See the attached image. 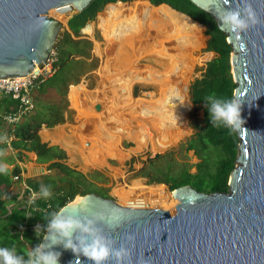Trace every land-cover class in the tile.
<instances>
[{"label":"water","instance_id":"water-1","mask_svg":"<svg viewBox=\"0 0 264 264\" xmlns=\"http://www.w3.org/2000/svg\"><path fill=\"white\" fill-rule=\"evenodd\" d=\"M91 1L0 0V79L26 75L36 64L45 62L62 41L69 19ZM119 1L125 2H110ZM191 1L210 13L218 28V14L234 8L237 2ZM251 2L264 21V0ZM52 10L70 13L66 26L51 15ZM41 17L51 27L36 28L33 21ZM223 32L232 46L231 71L237 83L235 93L244 94L245 120L236 132L238 154L229 190L208 193L183 185L170 190L177 203L167 209L131 201L123 204L113 196L79 192L61 208L80 215L104 213L107 222L100 226L117 240V247L126 241L127 234L135 235L133 264H264V23L240 39ZM45 237L46 232L41 242ZM53 250L61 253L59 264H74L76 256L71 250L62 245H54ZM80 259L82 264H90L87 258Z\"/></svg>","mask_w":264,"mask_h":264},{"label":"trees","instance_id":"trees-1","mask_svg":"<svg viewBox=\"0 0 264 264\" xmlns=\"http://www.w3.org/2000/svg\"><path fill=\"white\" fill-rule=\"evenodd\" d=\"M110 1L117 0H92L83 11L74 14L69 19L68 29L65 30L64 37L57 47L60 54L59 69L53 77L42 82V85H52L59 94L63 95L70 82L79 81L83 73L93 71L98 67L99 58L94 56L92 52L94 42L82 34V29L93 17L97 19L98 23H101L107 7L115 6L120 8L133 0H123L125 2ZM150 2L158 6L161 3H167L172 8L190 15L198 23L200 22L206 27L205 32L210 38L205 40L202 35L200 40L198 38L195 46L198 47L202 44V47H207L208 52H201L200 61L205 63V70L207 64H210L214 71L209 77L194 80L190 88V104L191 108L194 107L191 114L197 109H204V117L201 119L200 129L190 146L196 149H198V146L204 149L214 147L218 152V156L212 162L210 157L204 154L210 149L202 152L205 160L198 164L196 172H191L186 166L174 176H152L149 172H145V169L141 173L147 176L150 182L169 184L170 190L183 185H191L198 191L208 193L216 191L226 192L229 190L230 176L236 165L239 137L236 132L230 134L226 128L211 126L208 108L204 100L205 97L212 94L224 99L233 97L237 83L234 81L231 71L232 46L227 41L226 33L218 28L215 18L210 13L199 8L191 0H150ZM154 5L153 7H157ZM150 8L145 10V14L141 18L132 20L129 24L126 23L124 26L114 30L105 28L106 40L111 41L107 42L110 47L108 56H112L114 53L113 44L118 46L119 34L126 28L139 24L144 20L146 12ZM186 18L189 19L188 17ZM189 20L193 24L200 25L191 19ZM97 38H100V36L97 35ZM110 43L113 44L111 45ZM217 54L218 57L216 59ZM63 104L67 107V102ZM48 110L53 113L51 117L46 116V112L32 113L16 125L13 130L16 138L12 140L11 145L14 148L35 152L40 162L49 163V169H57L62 174L59 179L47 181L45 184L34 182L30 179L27 180V184L37 192L40 190L41 184L51 186V197L48 199L38 198L36 203L40 207L39 211L29 214L30 208L27 205L26 198L21 199L18 194H13L9 190L15 182L13 175L20 174V166L16 165L14 168L9 169L6 175L0 174V247L14 248L18 255H24L26 259V253L42 241L46 232L48 221L43 217L59 211L63 206L74 200L79 192H83L84 195L95 192L105 197L111 196L109 186H95V183L89 180L86 175L66 164L64 161L67 158V153L62 147L49 145V143L42 141L39 131L43 124L54 126L66 120L65 112L61 107H49ZM68 113V117H71L73 111L68 110ZM0 122L4 126L2 119H0ZM18 156L21 157V154L19 153ZM160 157L161 155L156 156V158ZM159 173L162 174L161 172ZM36 224H39L38 227L41 228L39 238L34 228Z\"/></svg>","mask_w":264,"mask_h":264},{"label":"rangeland","instance_id":"rangeland-1","mask_svg":"<svg viewBox=\"0 0 264 264\" xmlns=\"http://www.w3.org/2000/svg\"><path fill=\"white\" fill-rule=\"evenodd\" d=\"M150 7L153 6L149 3L148 0L129 1L120 8L115 6H109L105 10L104 19L101 21V23H98L97 19L93 17L91 21L87 24L88 27L90 26V30L86 29L85 30L86 32H82V33L84 35L90 36L94 42L92 52L94 56L99 58L98 67L93 71H87L82 74V75L87 74L85 75L86 79L88 80V87L86 90L88 91L87 92L88 95L86 99L88 98L90 99H88L87 101L84 99L86 103L82 108L80 106L81 102L78 103L79 105L73 102L74 103L73 106L75 107V109H73V116L69 117L70 125L65 127L66 131H68L71 134L67 136V140H68L67 143L70 146H72L70 150L72 154L71 163L74 165V168H76L77 171L82 172L84 175H86V177L89 180L95 183V186L96 185L109 186L110 195L123 204H126L128 199L126 197H122L121 196L122 194L121 195L119 194V190L128 192L131 189V186H133L134 182L137 180H140L143 186L162 185L165 192L171 194L169 189V184L162 182L161 183L150 182L149 178L141 173V171H143L144 169L145 172H149L152 176H165V175L174 176L176 173H178L181 169H183L186 166L190 169L191 172H196L198 169V164L205 160V157L202 155L203 154L202 152L206 151L207 149L210 150H207V152L206 153L204 152V154L205 155L207 154V157L209 156L212 162L215 161V159L218 156V152L214 147L204 149L201 146L200 147L198 146V149H196L195 147L190 146V143L193 142V138H195L196 133L200 129L201 119H203L204 117V109L203 110L197 109L194 113H192L193 115L191 114V112L194 110V107L191 108V104H190L191 103L190 88L194 80L209 77L214 71V69L210 64H207V68L205 70V63H202L200 61V57L202 54L201 52L203 53L208 52V50L206 49L207 47L206 48L204 46L202 47V44L198 47L195 46L197 44L198 38L200 40L202 35L205 40L210 38L205 32L206 27H204L203 25L198 26L188 21L193 26V34H192L193 39L182 45V50L186 52V49H189L192 55V62L190 66L191 77L189 79V82L185 86L184 89L185 94L182 95L184 101L181 104V109H183L187 120L188 132L187 134L177 139L175 142L170 143L165 148H161V149L158 148L159 150L154 146L152 147L151 144H147L140 148L139 144L137 143V141H135V139L127 136V134H123V133L121 134V132L118 131V128L114 129V127L115 128L120 127L118 123H113L112 120H107L105 122L103 121L104 119L102 117L104 114L101 113L104 109V105L102 111L99 112L101 109H98L97 105L102 106L101 105L102 103L97 101L95 98L91 96L92 92L96 91L101 86L102 83V76L100 75L101 73H99V71H102L101 68L103 64L108 58L112 57L115 54L118 47L116 44L110 43L111 45L112 44L114 45V53L112 56H108V53L110 52V47L108 46L107 42H111V41L106 40L107 36H106L105 28L108 30L109 29L114 30L115 28L124 26L126 23L129 24L131 23L132 20L141 18V16L145 14V10H147ZM149 10L146 12L145 19L142 20L139 24H143L147 21ZM55 13L56 14L58 13V15L61 14H64V16L66 15L63 22L66 26L67 19L69 18L70 13H59L57 11ZM56 14H52V15H56ZM136 25L130 26L129 28L123 30L119 34V41L121 39V35L124 32L129 31ZM97 35H99L100 38H97ZM217 57L218 54L216 55L215 58L217 59ZM146 62L147 61L145 60L144 57L137 63V65L139 66L145 65ZM118 68L120 71H125L126 69L124 65L121 63H118ZM188 85H189V89L187 90ZM151 91L158 92V96H159V89L158 86H156L155 84H150L149 82H145V81H137L133 84L132 87V93L135 99H139V98L150 99V96H146L145 93ZM62 96H63L62 94L57 93L56 101L60 100V102H62L61 101L63 99ZM50 99H52V96L50 97ZM66 102L67 101H64V103ZM118 107H117L118 110L115 108V113L124 116L125 114L127 116L130 115L129 118H131L130 119L131 124L132 123L141 124L140 122L143 120H140V118H145L144 114H142L139 111L134 112L131 109L129 110L127 107L126 108L121 106ZM81 110L82 111L87 110V111L84 114V112H82ZM122 110H124L125 112L122 113L121 112ZM90 117H92L93 120ZM100 121L103 122L104 124L107 122L105 126L106 127L108 126L107 129L109 130L111 136V138L107 137L109 142L107 141V139H103V137L100 138L101 137L99 134L100 133L99 128L101 125L99 124ZM135 124L134 126H136ZM89 127L91 129H89ZM69 128H71L73 131H70ZM117 135H119L120 137ZM152 135L154 137L157 136V134L154 131H152ZM110 143H115V144H110ZM113 145L115 148H113ZM108 148L110 149V152ZM114 153H118V155H115ZM122 155L123 157H121ZM157 155H161V157L156 158ZM159 172H161L162 174H160ZM138 193L140 192H136L134 194L132 193L128 196V198L129 199L133 198L136 196V194L138 196H142L139 195ZM176 203L177 200L173 196H170L168 201L165 203L166 205L165 204L158 206L147 205V207H151V208L159 207V208L167 209L176 205Z\"/></svg>","mask_w":264,"mask_h":264},{"label":"bare ground","instance_id":"bare-ground-1","mask_svg":"<svg viewBox=\"0 0 264 264\" xmlns=\"http://www.w3.org/2000/svg\"><path fill=\"white\" fill-rule=\"evenodd\" d=\"M55 12L56 10H52L50 13L52 15L56 14ZM53 16L64 22L66 15L57 13ZM188 21L191 22L171 6L160 4L150 8L147 21L134 26L121 35L115 54L105 61L101 68L102 71H99L102 83L96 91L92 92L91 96L102 103L99 112L102 111L104 105L101 113L104 114L103 121L112 120L113 123H118L120 127H114V129L118 128L121 134H127L135 139L140 148L147 144H151L157 149L165 148L188 132L187 120L183 109H181V104L184 101L182 95L185 94V86L191 77V51L189 49H186V52L182 50V45L193 39L192 22ZM88 29L90 30V27H87ZM144 57L147 61L145 65H137ZM118 63L124 65L125 71L119 70ZM137 81H145L158 86L159 96L158 92L151 91L145 93L146 96H150V99H135L132 87ZM87 92L84 90L78 94V96H82L78 99L76 97L74 100L77 105L81 102V108L85 105L82 104L84 99H90H86ZM118 106L127 107L134 112L139 111L144 114L145 118H140L143 120L139 121L141 124L132 123V125L130 115L125 114L124 116L115 113V108L117 110L120 108ZM124 110L121 112H125ZM86 111L82 112L85 114ZM90 118L92 119V117ZM99 124H101L100 138H111L108 126L106 127L101 121ZM89 129L91 128L89 127ZM152 131L157 134L156 137L152 135ZM113 148H115L114 145ZM114 154L118 155V153ZM136 192H140L138 194L142 196L136 194L135 197L128 198L130 194ZM119 194L134 204H145L143 206L163 205L172 196L165 192L162 185L143 186L140 180L135 181L128 192L119 190Z\"/></svg>","mask_w":264,"mask_h":264},{"label":"clouds","instance_id":"clouds-1","mask_svg":"<svg viewBox=\"0 0 264 264\" xmlns=\"http://www.w3.org/2000/svg\"><path fill=\"white\" fill-rule=\"evenodd\" d=\"M218 20L219 28L234 34L237 39L264 23L251 0H237L234 8L229 7L218 14ZM33 24L38 29L51 27L43 17L34 20ZM243 97V93H234L231 99L218 98L215 94L205 97L211 126L226 128L230 134L240 131L245 124L242 118ZM2 139L7 140V137ZM5 154L0 151V157ZM8 172V165L0 163V174L6 175ZM51 195V186L41 184L39 192L32 191L29 202H34L38 197L48 199ZM43 218L48 221L45 240L26 253L27 259L24 255H18L14 248L0 247V264H59L61 253L53 250L54 245L71 250L76 256L74 264H82L81 256L87 258L90 264H133L135 235L127 234L126 241L117 247V240L105 234V228L100 226L101 222H107L104 213L80 215L60 209ZM40 229H36L38 238Z\"/></svg>","mask_w":264,"mask_h":264},{"label":"crops","instance_id":"crops-1","mask_svg":"<svg viewBox=\"0 0 264 264\" xmlns=\"http://www.w3.org/2000/svg\"><path fill=\"white\" fill-rule=\"evenodd\" d=\"M84 36L92 39L90 36H87V35H84ZM85 75L87 74L81 75L80 79ZM57 93L59 94L56 88L53 87L52 85H48V84L38 85L33 91V95H34L35 103H36V109L33 113L38 114L39 112H43V113L46 112L45 115L48 117H51V114L53 113L52 111L48 110L49 107L58 106L63 109V111L65 112L66 120L63 123H59L54 126H46L45 124H43L42 128L39 131V134L42 138V141L49 143V145H59L60 147H62L67 153V158L64 162L68 164L70 167L74 168V165L71 163L72 154L70 150L72 146H70L67 143L68 142L67 136L71 134L68 131H66L65 127L70 125L69 123L70 120L68 117L69 116L68 110L73 111V109H75V107L73 106L75 103L74 100L76 97H77L76 99H78L82 95L78 96V94L80 93H77V95H75L74 99L71 101L68 99L67 89H65L64 94L62 96L63 99L61 100L62 102H60V100L56 101ZM51 96H52V99H50ZM9 97H10L9 95L2 93L0 91V119H2V115L5 112L11 111L12 109H14L16 105L15 100L10 97L12 99L11 100ZM5 99L7 100L5 101ZM64 101H67V107L64 106L63 104ZM86 101L84 100L82 104L84 105ZM72 121H73V118H72ZM4 129H5V125L3 126L2 122H0V136L2 132L4 131ZM69 130L73 131L71 128H69ZM0 151H3L6 153L4 156L0 157V163L7 164L9 169L14 168L16 165L20 166V174H21L22 181H15L13 185L9 188V190L13 194H18V197L21 199L24 198L23 186H22L23 181L27 182V180L30 179L34 182H41L45 184V182L47 181L59 179V177L62 176V174L57 169H54V168L49 169L48 168L49 163L40 162L38 160L37 154L33 151H28V150H24L20 148H14L11 145V143H8V144L1 143ZM19 153L21 154V157L18 156Z\"/></svg>","mask_w":264,"mask_h":264},{"label":"built area","instance_id":"built-area-1","mask_svg":"<svg viewBox=\"0 0 264 264\" xmlns=\"http://www.w3.org/2000/svg\"><path fill=\"white\" fill-rule=\"evenodd\" d=\"M88 25L82 29V32H86ZM90 27V26H89ZM60 54L57 47L53 48L46 58L45 62L36 64L32 70L23 76L8 77L0 79V91L9 95L15 100L16 105L11 111H7L2 115L3 124L5 129L0 136V144H8L14 140L15 134L13 130L16 125L21 123L28 115L33 113L36 109L35 98L33 95L34 89L45 80L53 77L58 69ZM88 80L83 76L78 82H70L67 86V97L69 100H73L77 93H81L87 90ZM7 137V140L2 138ZM15 181H22L21 174L13 175ZM23 196L26 198L27 205L30 208L29 214L35 211H39L37 205V198L34 202L30 203L32 189L26 181H23ZM37 192V191H36ZM39 224L34 226L35 229Z\"/></svg>","mask_w":264,"mask_h":264},{"label":"flooded vegetation","instance_id":"flooded-vegetation-1","mask_svg":"<svg viewBox=\"0 0 264 264\" xmlns=\"http://www.w3.org/2000/svg\"><path fill=\"white\" fill-rule=\"evenodd\" d=\"M152 5V4H151ZM153 6V5H152Z\"/></svg>","mask_w":264,"mask_h":264}]
</instances>
